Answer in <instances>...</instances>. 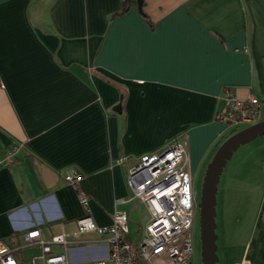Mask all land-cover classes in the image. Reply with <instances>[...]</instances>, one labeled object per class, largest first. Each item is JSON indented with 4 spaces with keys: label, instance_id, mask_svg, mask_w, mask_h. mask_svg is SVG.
Segmentation results:
<instances>
[{
    "label": "crops",
    "instance_id": "obj_1",
    "mask_svg": "<svg viewBox=\"0 0 264 264\" xmlns=\"http://www.w3.org/2000/svg\"><path fill=\"white\" fill-rule=\"evenodd\" d=\"M226 89L255 95L264 118V0H0V158L19 146L0 164V238L23 245L31 228L43 239L74 232L84 210L63 178L70 168L98 225L145 206L125 200L141 154L185 138L191 176L206 170L229 128L214 118ZM256 138L264 174V134ZM219 178L216 264H264V183L238 246L240 221L226 233ZM80 239L67 251L73 264L105 256L98 235ZM23 249L39 252L21 248L18 263Z\"/></svg>",
    "mask_w": 264,
    "mask_h": 264
},
{
    "label": "built area",
    "instance_id": "obj_2",
    "mask_svg": "<svg viewBox=\"0 0 264 264\" xmlns=\"http://www.w3.org/2000/svg\"><path fill=\"white\" fill-rule=\"evenodd\" d=\"M224 95L225 104L215 113V120L237 128L253 125L263 119L261 102L252 93L236 97L226 89ZM18 148V145L6 148L0 164L10 161ZM63 178L76 190L84 210L76 219L75 231L71 234L61 232L43 239L38 228H31L22 234L23 245L7 243L0 238V264H18L17 255L21 248L31 245L39 250L38 254L31 256V264H37V261L38 264H73L67 251L79 247L83 242L80 237L88 233H95L101 238L106 254L89 260L87 264H192L196 202L185 138L168 141L158 150L141 154L137 163L127 168L129 195L125 200L139 201L149 212L140 239L130 238L125 211L114 210L109 224H96L87 214L88 196L78 187L82 174L70 168ZM54 245L62 247L63 251L53 252Z\"/></svg>",
    "mask_w": 264,
    "mask_h": 264
},
{
    "label": "rangeland",
    "instance_id": "obj_3",
    "mask_svg": "<svg viewBox=\"0 0 264 264\" xmlns=\"http://www.w3.org/2000/svg\"><path fill=\"white\" fill-rule=\"evenodd\" d=\"M246 126L247 125H241L237 128L229 127L223 133L221 142L223 143L231 134ZM259 139L260 138H256L239 145L232 153L231 157L226 161L225 165L223 166L222 174L219 178V192L217 197L218 202L222 197V191L224 193L226 191L225 214L224 216H222L228 222V224H225L226 233L232 231V229L236 225V220L240 221V223L236 225L237 229L234 231L233 235V241L236 242L237 245L239 243L238 246L242 245L246 237L250 235L252 227L253 225H255L260 213L258 203L261 194V186L264 183V174H262L261 165L258 161L257 156L258 147H260L259 141H261ZM221 142H219L217 147L222 144ZM204 173L205 168L203 166L196 172H194L191 176V185L196 202V217L193 226V255L191 258L192 264H202L199 202ZM228 173L229 175H227ZM232 176H235V178H233ZM215 209L216 211H218V215L215 219L216 224V222L219 223L220 219L219 203L215 207ZM129 214L131 216V218L128 217V226L130 232L134 237L136 236L137 239H140L144 230L145 222L149 218L148 211L142 204H137L136 208L134 210L132 209L131 213ZM221 232L222 228L218 227L216 233L219 234V237ZM216 233L214 235H216ZM220 241L221 238L217 240V246L219 245ZM30 258V251L27 249H23L21 261H19L18 264H31ZM36 263L38 264L39 262L37 261Z\"/></svg>",
    "mask_w": 264,
    "mask_h": 264
},
{
    "label": "water",
    "instance_id": "obj_4",
    "mask_svg": "<svg viewBox=\"0 0 264 264\" xmlns=\"http://www.w3.org/2000/svg\"><path fill=\"white\" fill-rule=\"evenodd\" d=\"M264 134V118L231 134L216 150L208 163L199 202V223L202 264H215V235H214V203L216 184L222 167L229 159L232 151L239 145L251 141L258 135Z\"/></svg>",
    "mask_w": 264,
    "mask_h": 264
},
{
    "label": "trees",
    "instance_id": "obj_5",
    "mask_svg": "<svg viewBox=\"0 0 264 264\" xmlns=\"http://www.w3.org/2000/svg\"><path fill=\"white\" fill-rule=\"evenodd\" d=\"M129 1H133V0H126V2H128V3H129Z\"/></svg>",
    "mask_w": 264,
    "mask_h": 264
}]
</instances>
